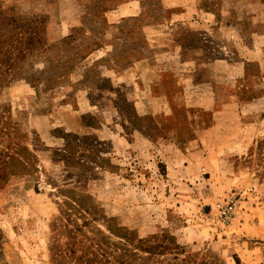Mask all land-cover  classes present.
I'll use <instances>...</instances> for the list:
<instances>
[{"label": "rangeland", "instance_id": "374dc122", "mask_svg": "<svg viewBox=\"0 0 264 264\" xmlns=\"http://www.w3.org/2000/svg\"><path fill=\"white\" fill-rule=\"evenodd\" d=\"M79 18L102 48L30 84ZM0 35V264H56L65 224L160 244L133 264H264V0H0Z\"/></svg>", "mask_w": 264, "mask_h": 264}, {"label": "trees", "instance_id": "16d2710c", "mask_svg": "<svg viewBox=\"0 0 264 264\" xmlns=\"http://www.w3.org/2000/svg\"><path fill=\"white\" fill-rule=\"evenodd\" d=\"M106 9L107 7H104V10ZM82 24L85 25L86 21ZM15 26L19 27V25ZM72 32L73 33L63 37L62 39L51 43L46 42L42 34L36 33L34 41H36V44L38 45L37 57L39 58V61L45 65L37 71L35 80L30 82V84L35 86H40V84H42L45 90H53L56 87L61 86L68 79L69 74L81 65L92 52L102 48V44L99 41H96V35L88 38H79L82 39V41L77 42L78 37L76 34L80 35L85 33L83 27L73 28ZM33 38L34 37L31 39ZM2 47H4V43L2 36L0 35V55L4 54L6 56L5 57L3 55L4 59L7 61L10 59L9 49L6 48L3 50ZM19 53L22 54V50H20ZM129 64L130 62L125 65V68H127ZM9 66H13V64L10 63ZM14 162L19 164L24 173H27L31 168V159L25 158L22 155L21 159L13 158L12 160H7L4 168L16 167L14 166ZM63 192L64 190L62 193ZM68 196L70 200H74L73 196ZM70 200L67 199L64 204L70 206V208H75ZM79 204L81 205V203ZM65 214H67V211ZM118 227V224L110 225L109 230L110 232L115 233V231L119 229ZM78 231H81L80 226L74 228H69L66 224L63 228L60 226V234H66L67 240L59 244L57 243L58 239L56 238V242L53 246L54 258H60V260L56 261V264H70L71 261H73V264H133V260L142 259L139 258L138 254H136V250L138 249L150 254H159L163 251V249L160 248L159 243L153 247H145V241L141 239L136 240L135 250H131L128 246H126V243L127 245L131 242L134 243V239L132 237L133 234L130 232V237L127 236L125 238V234L121 236L126 241L123 242L124 246L121 247L122 251L117 254L114 250L109 248V245L105 244L107 241L104 234H100V237L95 236L80 239L77 237ZM60 234L58 235L60 236ZM173 244L175 245V242H173ZM157 249L159 250L157 251Z\"/></svg>", "mask_w": 264, "mask_h": 264}, {"label": "crops", "instance_id": "0c3cea01", "mask_svg": "<svg viewBox=\"0 0 264 264\" xmlns=\"http://www.w3.org/2000/svg\"><path fill=\"white\" fill-rule=\"evenodd\" d=\"M79 20H80V18L77 21L74 20V22H73V20H67L66 21L67 22V24H66V32H64L62 35H65L67 32L71 31L73 29V27H76V25L78 24ZM48 34H49V29H48ZM252 48L255 49V44H254V47H252ZM248 49H249V51L251 50L250 48H248Z\"/></svg>", "mask_w": 264, "mask_h": 264}, {"label": "built area", "instance_id": "2783aa9c", "mask_svg": "<svg viewBox=\"0 0 264 264\" xmlns=\"http://www.w3.org/2000/svg\"><path fill=\"white\" fill-rule=\"evenodd\" d=\"M234 209H235L234 204H227V206L223 208V213L225 214V218H229V216L233 214Z\"/></svg>", "mask_w": 264, "mask_h": 264}]
</instances>
